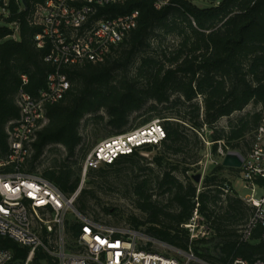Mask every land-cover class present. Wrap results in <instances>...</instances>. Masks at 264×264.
<instances>
[{"label":"trees","instance_id":"trees-1","mask_svg":"<svg viewBox=\"0 0 264 264\" xmlns=\"http://www.w3.org/2000/svg\"><path fill=\"white\" fill-rule=\"evenodd\" d=\"M24 2L25 5L19 6L9 0L6 8V22L17 24V38L13 39L14 31L7 26L0 27V158L8 153L7 125L19 118L18 93L36 96L54 71V67L44 62L48 50L38 49L34 40L40 27L33 23V15L45 0ZM174 3L175 6L156 10L149 1L130 0L124 6L107 8L116 14L138 11L136 28L103 63L62 68L69 89L62 100L45 107L46 123L36 133L23 172L33 173L45 151L60 146L65 159L54 160L41 176L69 196L79 188L81 163L86 156L84 150L77 154L82 143L83 119L91 116L96 121L104 120L98 115L103 112L106 126L115 130V135H121L127 133L132 114L146 108L151 114L142 122L146 124L154 115L160 116L159 106L165 110L178 107L185 113L177 112V119L159 117L165 139L159 144L162 152L155 157L158 166L168 162L169 155L192 153L194 146L202 144L198 136L204 139V127L214 130L208 137L213 154H217L219 144L223 150L245 153L264 112V0H220L203 9L192 0H174ZM155 33L175 35L177 47L170 52L159 47L156 54H149ZM21 76H26V83ZM249 105L254 108L252 113L230 122L226 129L215 128L220 119L242 112ZM187 130L189 136L184 132ZM150 146L142 148L148 147L145 151H150ZM139 149L106 164L105 168L116 170L123 163L133 162L139 157ZM76 156V160H71ZM196 160L192 161L196 163ZM175 170L176 167L166 170L158 184L164 193L172 196L171 202L176 206L172 213L146 194L147 181L133 190L137 208L147 215L146 233L191 252L206 264H232L236 259L264 261L260 226L253 231L250 242L239 239V230L250 220L254 209L234 190L225 193L221 187L229 182L219 180V176L224 171L236 170L219 163L204 177L203 190L198 194L192 177L187 176L183 183L173 175ZM189 170L185 165L181 173L184 175ZM102 172L103 169L93 170L89 175ZM87 192L81 190L77 198L81 211L85 210L82 198ZM221 201L224 207L219 209L217 205ZM194 211L209 223L208 229L213 232L209 239L190 240L184 225L190 222ZM238 222L243 223L236 229ZM141 224L132 221L134 228ZM66 227L75 240L80 224L67 222ZM0 248L11 250L16 258H25L27 254V250L2 237ZM32 264L56 263L38 252Z\"/></svg>","mask_w":264,"mask_h":264},{"label":"built area","instance_id":"built-area-1","mask_svg":"<svg viewBox=\"0 0 264 264\" xmlns=\"http://www.w3.org/2000/svg\"><path fill=\"white\" fill-rule=\"evenodd\" d=\"M5 10L9 0H0ZM130 0H45L36 7L33 23L40 27L34 40L38 49H47L44 62L54 67L47 76L46 86L36 96L20 91L17 96L19 118L6 128L8 153L0 158V237L9 239L27 250L25 258H16L14 252L0 248V264H32L38 252L51 257L56 264H206L191 252L184 261L150 251L142 246L137 235L113 229H102L78 215L80 233L67 242L66 217L74 212V203L80 189L66 196L41 175L23 172L32 154V143L45 122V107L59 102L69 89L65 67L100 64L136 28L138 11L116 14L111 6H124ZM140 1V0H137ZM156 10L175 6L174 0H144ZM22 6L21 0H14ZM18 28L17 24H12ZM26 83V76H21ZM165 139L159 123L109 138L98 144L83 160L82 175L100 165L113 164L121 156L131 155L145 145L157 146ZM232 150L220 147V164ZM240 153V152H238ZM242 165L233 174H239L243 189L251 194L240 197L254 209L246 225L239 230L240 241L250 242L256 227L262 228L260 241L264 243V195L255 199L258 190L264 191V112L252 133L248 149L241 154ZM225 185V193L233 189ZM77 214V212H76ZM194 218L184 227L190 240H199L204 234L196 230ZM79 248V249H78ZM232 264H264L262 259H236Z\"/></svg>","mask_w":264,"mask_h":264},{"label":"rangeland","instance_id":"rangeland-1","mask_svg":"<svg viewBox=\"0 0 264 264\" xmlns=\"http://www.w3.org/2000/svg\"><path fill=\"white\" fill-rule=\"evenodd\" d=\"M195 5L199 8H209L215 5L220 0L213 2L212 0H192ZM8 17V11L3 9L0 1V27L7 26L13 30V39L18 36V28H14L13 25L6 22ZM151 48L147 51L149 54H156V50L161 49L167 52L173 51L177 47L178 38L175 35H163L159 33L154 34V38L151 41ZM138 60H136L135 64ZM201 102V99H198ZM160 112L159 117H170V119H177L175 115L177 112L185 113L181 108L172 107L170 109H163L161 106L158 107ZM254 108L252 105L247 106L242 112L234 113L229 118H222L218 121L215 128L216 129H226L230 122H235L240 117L252 113ZM98 115L104 117V120H93L91 116H87L83 119L80 126V135L82 137L81 147L77 150H84L86 156L101 142L112 138L116 131L112 128L106 126V116L103 112ZM151 116L147 113L146 108L138 113L132 114L129 119L128 131L132 132L141 128H147L148 126L159 123L162 124V120L158 116H153V118L146 124L142 122ZM46 121L43 123V125ZM214 130H209V128H203L202 140L200 136L198 138L202 141V144L194 146L192 148V153H186L184 155H169L167 157L168 162H164L162 166H158L155 163V157L162 152L161 146H150V151H145L146 148L139 149V157L133 162L123 163L116 170H108L105 165H100L96 169L88 170L86 175H82V163H81V181L79 185L81 190H87V194L82 198V203L85 206V210L81 211V203H74V212L71 211L67 214L66 225L69 223H78V218L76 215L83 217L84 219L99 225L102 229H113L121 231L123 233L137 235L141 238L140 243L143 246L146 243V248L150 251L159 252L165 256L174 257L180 261H184V252L178 248L160 242L146 233V229L149 226L147 224V215L142 212L136 206V198L133 195V190L136 186L141 185L144 181H147L146 194L151 195L152 201L157 203L160 207H165V210L172 213L176 206L171 202V195L164 193V189L158 187L161 180L162 174L173 167L177 170L173 171V175L182 181L186 182V177L199 174L201 175V180L199 183H194L196 187V193L198 194L203 190V179L206 175L210 174L214 167L220 163L219 156L211 152L212 143L208 142V137L213 133ZM186 135H190V131H184ZM192 145H194L192 143ZM191 145V146H192ZM222 144H219L218 149ZM217 149V151H218ZM190 151V150H189ZM192 155L194 157H192ZM85 156V157H86ZM196 156V157H195ZM66 155L60 146H52L45 151L43 157L36 165V169L33 173L35 175H41L44 169L52 165L54 160L62 161L65 159ZM78 156L71 160H76ZM197 158L196 163L192 160ZM183 159H187L186 163ZM193 163V164H191ZM187 165L189 167V172L184 175L181 173L182 169ZM103 169L101 175L93 174L89 175L90 171ZM225 180L232 182V187L234 191L240 197H246L251 194L250 190H244L243 182L239 174H233L230 171H224L219 180ZM227 184V182L225 183ZM225 184L221 185L225 189ZM79 192V194H80ZM264 191L258 190L255 199L259 200L263 197ZM79 196V195H78ZM217 207L222 209L224 207L223 202L218 203ZM77 212V214H76ZM195 213V211H194ZM194 213L191 219L194 218ZM136 220L142 223L138 228H134L132 221ZM243 222H238L235 224L234 228H238ZM79 224V223H78ZM196 230L204 234V239H209L213 232L208 229L209 223L197 214L195 220ZM67 242L72 246V238L68 233ZM202 239V238H201ZM79 249V248H78ZM192 264H198L196 262Z\"/></svg>","mask_w":264,"mask_h":264},{"label":"water","instance_id":"water-1","mask_svg":"<svg viewBox=\"0 0 264 264\" xmlns=\"http://www.w3.org/2000/svg\"><path fill=\"white\" fill-rule=\"evenodd\" d=\"M213 2H216L218 0H212ZM22 4L25 5L24 0H21ZM221 165L225 168H232V169H238L242 165V157L240 153L238 152H229L226 154L225 158L223 159ZM201 175L196 174L192 176V180L195 183H199L201 180Z\"/></svg>","mask_w":264,"mask_h":264}]
</instances>
